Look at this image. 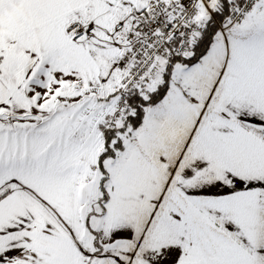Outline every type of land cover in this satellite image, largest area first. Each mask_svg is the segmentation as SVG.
<instances>
[{"label":"snow or ice","instance_id":"1","mask_svg":"<svg viewBox=\"0 0 264 264\" xmlns=\"http://www.w3.org/2000/svg\"><path fill=\"white\" fill-rule=\"evenodd\" d=\"M0 264H264V0H0Z\"/></svg>","mask_w":264,"mask_h":264}]
</instances>
